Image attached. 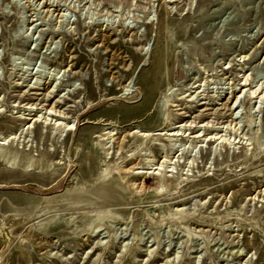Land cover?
<instances>
[{
    "label": "rangeland",
    "instance_id": "obj_1",
    "mask_svg": "<svg viewBox=\"0 0 264 264\" xmlns=\"http://www.w3.org/2000/svg\"><path fill=\"white\" fill-rule=\"evenodd\" d=\"M1 152L0 264H264V0H0Z\"/></svg>",
    "mask_w": 264,
    "mask_h": 264
},
{
    "label": "bare ground",
    "instance_id": "obj_2",
    "mask_svg": "<svg viewBox=\"0 0 264 264\" xmlns=\"http://www.w3.org/2000/svg\"><path fill=\"white\" fill-rule=\"evenodd\" d=\"M50 76H51V75H50ZM28 128H29V127H28ZM0 159H1L2 161L5 162V161L7 160V155L4 156V155L2 154V152H1V153H0ZM15 161H16V157H9L7 163L13 165L12 162L14 163ZM28 166H32V165L29 164ZM180 211H181V210H180Z\"/></svg>",
    "mask_w": 264,
    "mask_h": 264
}]
</instances>
